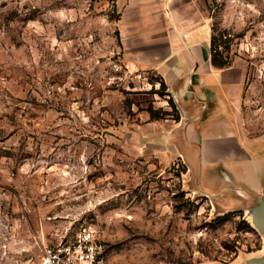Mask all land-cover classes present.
I'll return each instance as SVG.
<instances>
[{
	"label": "rangeland",
	"instance_id": "374dc122",
	"mask_svg": "<svg viewBox=\"0 0 264 264\" xmlns=\"http://www.w3.org/2000/svg\"><path fill=\"white\" fill-rule=\"evenodd\" d=\"M217 51L245 69L238 128L264 151V0H201ZM109 0H0V264L91 227L108 264H244L264 251L245 211L186 185L155 72L121 62ZM162 135V136H161Z\"/></svg>",
	"mask_w": 264,
	"mask_h": 264
},
{
	"label": "crops",
	"instance_id": "0c3cea01",
	"mask_svg": "<svg viewBox=\"0 0 264 264\" xmlns=\"http://www.w3.org/2000/svg\"><path fill=\"white\" fill-rule=\"evenodd\" d=\"M109 3L117 14L115 26L124 68L130 72H155L185 114L184 122L179 120L162 132L172 134L174 140L168 145L183 164L175 143L183 142L185 136L182 138L181 133H191L196 128L232 133L235 141L229 139L225 146L234 147L237 142L248 151L238 132L245 69L230 62L221 68L212 64L211 27L203 18L201 0ZM219 146L222 145L216 144L215 149ZM186 170L187 178V167Z\"/></svg>",
	"mask_w": 264,
	"mask_h": 264
},
{
	"label": "water",
	"instance_id": "95a60500",
	"mask_svg": "<svg viewBox=\"0 0 264 264\" xmlns=\"http://www.w3.org/2000/svg\"><path fill=\"white\" fill-rule=\"evenodd\" d=\"M172 100L180 122H184L183 110ZM181 134L185 138L175 146L188 169V189L208 198L216 213L245 211L251 227L264 240V151L251 154L237 142L234 147L225 146L227 140L235 141V135L224 130L196 128ZM163 136L165 144L174 140L171 133ZM216 144L222 146L215 149ZM244 264H264V251Z\"/></svg>",
	"mask_w": 264,
	"mask_h": 264
},
{
	"label": "built area",
	"instance_id": "2783aa9c",
	"mask_svg": "<svg viewBox=\"0 0 264 264\" xmlns=\"http://www.w3.org/2000/svg\"><path fill=\"white\" fill-rule=\"evenodd\" d=\"M40 264H108L105 244L91 227H82L67 242L47 246Z\"/></svg>",
	"mask_w": 264,
	"mask_h": 264
},
{
	"label": "trees",
	"instance_id": "16d2710c",
	"mask_svg": "<svg viewBox=\"0 0 264 264\" xmlns=\"http://www.w3.org/2000/svg\"><path fill=\"white\" fill-rule=\"evenodd\" d=\"M210 46H211V62H212V64L216 67H219V68L228 65L229 61L226 59V57H223L222 53L217 51L218 46H216L214 44L213 37H211ZM169 104H170L171 108L177 113L175 119L178 121L180 118L179 113H178L176 106L174 105L171 97H169Z\"/></svg>",
	"mask_w": 264,
	"mask_h": 264
}]
</instances>
